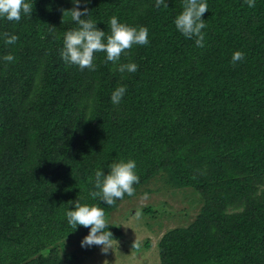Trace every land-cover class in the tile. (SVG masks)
Listing matches in <instances>:
<instances>
[{"label": "trees", "instance_id": "obj_1", "mask_svg": "<svg viewBox=\"0 0 264 264\" xmlns=\"http://www.w3.org/2000/svg\"><path fill=\"white\" fill-rule=\"evenodd\" d=\"M154 3L79 5L106 34L112 16L148 28L149 43L119 61L137 63L134 73L117 71L104 52L95 53V70L65 63L63 37L77 27L72 0H33L31 15L0 19V264H61L57 244L88 232L68 224L71 201L97 204L107 218L122 200L153 191L158 177L202 200L188 225L161 237V264H264V0L252 8L207 0L203 47L175 29L182 0ZM4 33L18 41L5 44ZM235 50L244 59L232 63ZM9 53L12 62L2 59ZM120 85L126 92L114 105ZM128 158L137 164L135 191L106 205L93 195L95 172ZM47 249L54 257L32 259ZM64 259L79 262L75 252Z\"/></svg>", "mask_w": 264, "mask_h": 264}, {"label": "clouds", "instance_id": "obj_2", "mask_svg": "<svg viewBox=\"0 0 264 264\" xmlns=\"http://www.w3.org/2000/svg\"><path fill=\"white\" fill-rule=\"evenodd\" d=\"M90 0H84L87 4ZM165 0H155L154 7L159 8ZM249 8L255 6V0H243ZM74 7L69 9L71 20L77 25L67 31L63 37V46L60 57L69 65H77L81 70H95V53L104 52L105 62H113L120 73H134L138 65L132 60L119 62L121 55H129L128 50L133 45H147L149 43L148 28L146 26H134L120 21L112 16L108 21L110 32L96 26V22L88 17L89 10L79 7L81 0H72ZM33 0H0V19L19 21L22 15H31ZM209 9L207 0H182V10L173 19L175 29L185 38L195 40L197 47L205 44V32L207 25L202 14ZM5 44H15L18 41L16 34L4 33ZM2 59L7 62L14 61L12 54H5ZM244 59V53L235 50L231 56V62L236 63ZM126 92L124 85L117 86L110 95L112 104H120ZM137 164L134 159H120L108 166V171L97 169L95 172L93 193L106 205H113L125 195L132 196L134 184L139 182L136 172ZM72 207H67L65 216L68 224L76 229L78 226L88 228V232L82 237L81 247L99 246L102 252L112 248L113 233L109 228L103 207L97 204L82 203L80 198L71 201ZM139 215V212H137Z\"/></svg>", "mask_w": 264, "mask_h": 264}, {"label": "rangeland", "instance_id": "obj_3", "mask_svg": "<svg viewBox=\"0 0 264 264\" xmlns=\"http://www.w3.org/2000/svg\"><path fill=\"white\" fill-rule=\"evenodd\" d=\"M148 186L153 191L122 200L107 216L122 230V235L112 240V248L102 252L96 245L81 247L82 236L76 233L57 244L60 263L68 264L65 253L75 252L78 264H161L158 248L161 237L171 228L188 225L200 211L202 200L194 188H166L159 177ZM145 206H153L155 211L141 212ZM49 255L50 249L42 250L32 259L44 261Z\"/></svg>", "mask_w": 264, "mask_h": 264}]
</instances>
